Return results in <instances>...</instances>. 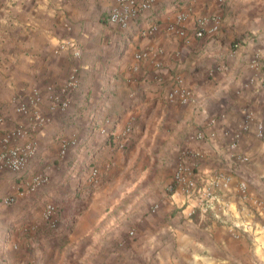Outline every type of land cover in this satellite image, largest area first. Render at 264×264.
Wrapping results in <instances>:
<instances>
[{
    "label": "crops",
    "instance_id": "obj_1",
    "mask_svg": "<svg viewBox=\"0 0 264 264\" xmlns=\"http://www.w3.org/2000/svg\"><path fill=\"white\" fill-rule=\"evenodd\" d=\"M123 1L0 0V135L35 139L25 173H0V264H264V0H157L128 28L109 21ZM74 68L68 105L52 110L48 87ZM179 78L189 103L170 99ZM179 165L230 178L225 216L171 188ZM37 172L47 181L32 188ZM124 177L127 196L134 179L153 182L128 202L113 184L91 189Z\"/></svg>",
    "mask_w": 264,
    "mask_h": 264
},
{
    "label": "built area",
    "instance_id": "obj_2",
    "mask_svg": "<svg viewBox=\"0 0 264 264\" xmlns=\"http://www.w3.org/2000/svg\"><path fill=\"white\" fill-rule=\"evenodd\" d=\"M157 0H124L121 6L113 9L109 13V21L113 24H117L122 28H128L131 26V21L135 19L141 11L150 10ZM186 18V14L182 13L178 19L183 22ZM209 21L208 17L202 16L196 19V27L194 29L196 37H204L205 29ZM74 55L80 56L81 50L78 47H74ZM144 54L140 53L139 58ZM79 83V71L74 68L65 83L59 87L49 86L48 91L50 93L49 98L52 101V110L58 108H64L68 105L66 98L67 92L75 88ZM171 100H180L182 103H189L191 91L182 84V79L176 80L169 92ZM31 104L22 103L18 110L24 114H30L31 106L34 103L39 102L38 96L31 99ZM36 119L40 120V116L37 111H34ZM26 132L23 127L18 126L15 129L3 131L0 135V173L2 171H12L17 174L25 173L28 169V165L31 157L35 153V139L30 138L28 142L21 143L20 136ZM132 135V125H127L123 131V137L121 138V147L125 146V143L130 140ZM66 147L63 148L65 153ZM196 171L186 165H179L173 175L172 184L174 187L179 188L182 191L185 203L196 202V206L200 210V213L205 215H211L214 219L222 218L227 214L226 198L224 192L226 187L229 186L230 178L218 171L204 177H199ZM99 179V169L93 167L88 175V181L91 184H95ZM47 176L42 172L32 174L30 179L27 180V185L34 188L40 183L46 182ZM241 191L245 192L246 184L241 185ZM5 204H11L15 201L13 196H6L3 199ZM60 211L58 205L53 202H48L43 214L46 223L52 227L57 228L58 221L57 215ZM131 235L134 231L130 232Z\"/></svg>",
    "mask_w": 264,
    "mask_h": 264
},
{
    "label": "rangeland",
    "instance_id": "obj_3",
    "mask_svg": "<svg viewBox=\"0 0 264 264\" xmlns=\"http://www.w3.org/2000/svg\"><path fill=\"white\" fill-rule=\"evenodd\" d=\"M11 1V0H10ZM239 43L235 42V46L237 47ZM133 172H139L142 171L141 166H138V163L136 162V165L133 166V168L131 169ZM115 171H117V169H115ZM99 180V179H98ZM132 181V179H127L126 177H124L121 180H114L112 181L111 178L106 181H102L100 182L98 185L96 184V186H92V191H96L97 189H99L100 187L104 186L106 183H108L109 185L113 184L112 186H109L107 188L106 191H108V195L111 196L110 194H118V195H122V198H119V200L121 202H124V200L126 199V201L128 202L132 197L134 198L136 196V194L140 191V189L148 187V185H152L151 183L153 181H148V179H134L133 180V185H134V189L128 194V196L126 195L127 193V187H128V183H130ZM174 185L172 184V189ZM157 186H151L150 189L154 190L157 189ZM129 189H131V187L129 186ZM119 197V196H118Z\"/></svg>",
    "mask_w": 264,
    "mask_h": 264
}]
</instances>
